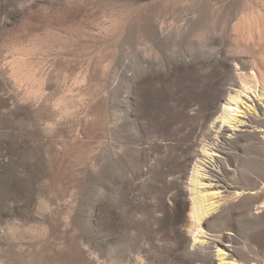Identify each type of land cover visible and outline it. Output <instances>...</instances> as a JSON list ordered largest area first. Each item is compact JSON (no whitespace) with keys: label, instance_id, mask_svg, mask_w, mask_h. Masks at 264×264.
Instances as JSON below:
<instances>
[{"label":"rangeland","instance_id":"rangeland-1","mask_svg":"<svg viewBox=\"0 0 264 264\" xmlns=\"http://www.w3.org/2000/svg\"><path fill=\"white\" fill-rule=\"evenodd\" d=\"M198 166L231 192L202 233ZM219 250L264 264V0H0V264Z\"/></svg>","mask_w":264,"mask_h":264},{"label":"bare ground","instance_id":"bare-ground-1","mask_svg":"<svg viewBox=\"0 0 264 264\" xmlns=\"http://www.w3.org/2000/svg\"><path fill=\"white\" fill-rule=\"evenodd\" d=\"M248 75L249 74L245 71L239 74L238 76L239 78H245ZM251 78L255 80L257 78L256 73L253 72L251 74ZM236 101H237V97L230 96L226 105L222 109V120L224 124L228 123L227 124L228 126H224V124L222 126L226 132L233 130L231 128H237L238 124L244 123L238 120L237 114L235 115L230 114L231 111L237 112L236 109L238 107L233 108V106L235 105L234 103ZM238 112L241 113L240 111ZM204 154L213 159L217 155L216 153L208 152V151H205ZM212 160L211 162H213ZM212 166L214 165L212 164ZM203 168L201 170L200 166L195 167L193 174H192L193 175L192 180L194 181V184L197 185L193 191L194 193H193V198H192V215L195 217L197 222H199L198 230H197L198 232L196 233H200V232L202 233L199 227L202 221L204 220L210 221V219H218L223 215L225 208L223 206L222 200H225V198L228 197V195L224 196L223 193L225 192L231 193L228 191L229 186H223L220 184L221 179L219 175H217V172L215 171L213 172L214 170L213 168H211L210 170H207L206 167H203ZM234 194L242 195L243 192H235ZM216 199L218 200L215 201ZM194 236H195L194 238L197 239L198 236L196 235ZM221 250H219L218 252V256L221 258L219 264H225V262H227L228 260L225 261V258L224 257L222 258ZM229 263L233 264L234 261L230 260Z\"/></svg>","mask_w":264,"mask_h":264}]
</instances>
